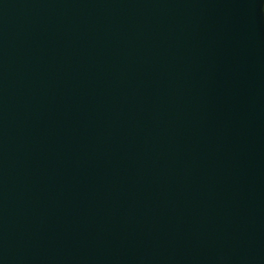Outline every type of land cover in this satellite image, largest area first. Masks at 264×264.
Here are the masks:
<instances>
[{
    "label": "water",
    "instance_id": "95a60500",
    "mask_svg": "<svg viewBox=\"0 0 264 264\" xmlns=\"http://www.w3.org/2000/svg\"><path fill=\"white\" fill-rule=\"evenodd\" d=\"M0 264H264V0H0Z\"/></svg>",
    "mask_w": 264,
    "mask_h": 264
}]
</instances>
